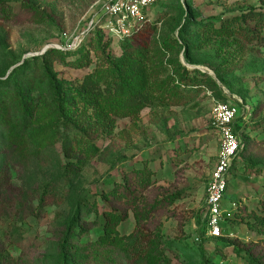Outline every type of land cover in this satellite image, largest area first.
<instances>
[{"label":"rangeland","instance_id":"1","mask_svg":"<svg viewBox=\"0 0 264 264\" xmlns=\"http://www.w3.org/2000/svg\"><path fill=\"white\" fill-rule=\"evenodd\" d=\"M107 1L0 0V81L25 59L51 49L62 53L78 49L95 33L89 23L99 18ZM248 11L264 13V0H159L151 6L149 23L157 22L153 37L159 43L163 39L173 43L171 51L151 60L152 68L168 69L156 74L154 81H168L171 64L178 60L190 76L210 79L216 88L195 93L196 88L178 84L189 91L190 102L145 109L136 120L117 119L113 134L95 142L100 160L88 162L70 182L64 181L62 143L48 130L47 112L35 113L26 123L11 113V122L0 126V256L6 260L2 264H61L59 243L73 214L84 228L73 243L89 245L100 234L102 209H110L100 194L111 190L112 182L143 169L150 171V185L135 194L142 198L140 208L178 195L173 204L144 215L139 225L158 234L168 264H202L194 249L200 238L211 264H251L247 251L264 256V47L207 34L208 24L217 28L220 20ZM100 33L110 42V56L118 59L124 41ZM56 59L50 61L58 79L74 85L95 68L94 63L73 68L69 64L76 57ZM213 100L237 108L233 131L251 141L230 173L222 202L229 216L223 237L217 239L206 237L203 221L206 184L219 151L209 124ZM136 227L128 212L117 231L128 236ZM108 256L112 264H133L118 250Z\"/></svg>","mask_w":264,"mask_h":264},{"label":"trees","instance_id":"2","mask_svg":"<svg viewBox=\"0 0 264 264\" xmlns=\"http://www.w3.org/2000/svg\"><path fill=\"white\" fill-rule=\"evenodd\" d=\"M156 25L157 22L147 23L125 40L120 46L121 56L118 59L108 53L110 42L104 41L100 32L89 35L74 51L62 53L51 49L42 56L25 59L4 81H0V126L5 127L11 122V113L19 122L26 123L35 113L46 111L51 118L48 130H53L62 143L66 160L63 167L64 181L70 182L88 162L94 158L100 160V149L95 142L99 137L113 134L117 119L136 120L145 109L182 106L190 102L193 97H189V91L181 90L178 84L196 88L195 93L201 92L203 87L213 91L215 83L210 79L190 76L191 71L178 60L171 64L172 75H169L168 81H154L156 74L168 72V69L152 68V58L171 51L173 45L172 41L163 39L159 43L155 40ZM207 34L214 38L237 39L245 45L264 47V13L248 11L226 18L220 20L217 28L208 24ZM174 44L177 46V42ZM67 57H76L69 64L75 69L88 68L92 63L95 68L76 85L58 79L50 59L58 58L56 60L63 62ZM26 71L30 72L29 75L24 74L21 79H16V75ZM241 132L245 133L244 130ZM234 133L237 134L235 130ZM250 144L251 141H246L244 136L241 138L242 146L236 159L244 155ZM112 185L111 190L101 193L99 197L100 201L110 205V209H102L100 213L98 238L89 245L73 243L74 236H82L84 232V228L76 224L77 216L73 214L59 243V262L112 264L108 254L118 250L124 260L133 264H168L169 260L161 251L158 234L143 231L139 225L144 215L161 206L173 204L178 195L171 194L140 208L142 198L135 194H142L149 188L150 171L146 169L134 171L128 177L121 178L120 182H112ZM42 198L41 202L44 203ZM97 206L94 198L92 207L95 211ZM128 212L133 213L137 227L132 234L120 236L117 228L128 219ZM196 222L200 224V218ZM222 228L224 233L225 225ZM204 244V239L200 238L194 249L199 252L202 264H211L206 258ZM247 257L251 264H264L262 255L247 251ZM5 261L0 256V264Z\"/></svg>","mask_w":264,"mask_h":264},{"label":"built area","instance_id":"3","mask_svg":"<svg viewBox=\"0 0 264 264\" xmlns=\"http://www.w3.org/2000/svg\"><path fill=\"white\" fill-rule=\"evenodd\" d=\"M159 0H108L97 20L89 23L90 31L102 32L113 40L130 39L141 27L149 23L148 10ZM237 108L228 102L213 100L210 107L209 124L219 143L217 159L206 184V237H223V228L228 211L222 202L230 179L233 163L241 149V136L233 131Z\"/></svg>","mask_w":264,"mask_h":264}]
</instances>
